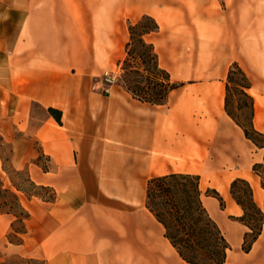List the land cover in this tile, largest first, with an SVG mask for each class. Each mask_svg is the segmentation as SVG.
Masks as SVG:
<instances>
[{"label": "crops", "instance_id": "obj_1", "mask_svg": "<svg viewBox=\"0 0 264 264\" xmlns=\"http://www.w3.org/2000/svg\"><path fill=\"white\" fill-rule=\"evenodd\" d=\"M143 15L158 24L145 38L159 65L179 83L164 103L103 82ZM235 62L251 80L253 124L264 132V0H0V139L15 170L49 189L18 190L0 157L4 186L29 212L22 240L11 241L16 217L0 210V262L191 264L147 206L152 177L186 172L200 175L204 204L230 245L226 264H264V227L243 250L249 228L231 194L244 178L264 207L253 169L264 147L225 106Z\"/></svg>", "mask_w": 264, "mask_h": 264}, {"label": "trees", "instance_id": "obj_2", "mask_svg": "<svg viewBox=\"0 0 264 264\" xmlns=\"http://www.w3.org/2000/svg\"><path fill=\"white\" fill-rule=\"evenodd\" d=\"M158 28L156 20L143 15L139 20L129 24L130 40L126 45V56L121 61L124 73L121 75L122 84L141 100L153 103H164L169 92L178 87L179 83L171 80L169 72L159 65L158 55L153 43L146 40L145 35ZM131 72L135 75L126 77ZM235 73L240 74L241 82H237L238 90L248 98L247 107L250 110V121L244 123L236 119L231 109V82H234ZM251 80L238 63L231 65L226 84L225 106L230 116L243 128L245 135L258 147H264V132L256 129L253 124L254 98L248 92ZM242 109L243 106H238ZM57 119L61 112L50 109ZM253 169L261 174L264 186V163L257 162ZM22 171V170H20ZM0 188L12 192L15 196L19 213L13 221L12 233L17 238L11 241L22 240L21 233L27 231L25 219L29 212L23 207L16 191L5 187L0 177ZM28 181L36 188L49 189L43 185H37L29 176ZM13 185L27 194L44 195L42 192L27 191L20 184ZM207 194L220 199L221 206L225 202L223 197L215 189H208ZM46 194V193H45ZM231 194L243 207L244 213L239 219L248 226L244 235L242 248L249 251L253 243L261 234L264 227V207L259 205L253 196V188L250 182L244 178H236L231 183ZM204 193L200 187V175L186 172H173L154 176L148 181L147 206L163 223L166 236L177 248L181 256L191 264H226L227 249L229 243L219 226L211 216L203 201ZM7 202H0V210H5ZM19 223L20 226H16ZM28 260V263H32Z\"/></svg>", "mask_w": 264, "mask_h": 264}, {"label": "rangeland", "instance_id": "obj_3", "mask_svg": "<svg viewBox=\"0 0 264 264\" xmlns=\"http://www.w3.org/2000/svg\"><path fill=\"white\" fill-rule=\"evenodd\" d=\"M123 64H120L116 67L114 73L117 77V81L115 83H123L121 80V75L124 73V69L122 67ZM130 75H135L131 72L126 75V77H130ZM234 82H231V109L234 112V115L236 119L239 121H242L244 123H249L250 121V110L247 107L248 103V98L242 94L238 90V86L236 85L237 82H241V76L238 73H235L233 76ZM243 106L242 109H239L238 106ZM12 148L8 143L3 142V140L0 139V157L2 160V167L4 170L7 171L9 176L11 177L12 181L20 184L24 189L27 191L33 192H42V193H48V190L41 189V188H36L34 185H32L28 181V174L26 170L22 171H17L15 170L13 166V161H12ZM1 182V181H0ZM203 189L206 191L207 188L205 186V183L203 185ZM7 202L8 204L4 205L5 210H8L11 212L12 215L14 213L18 214L20 209L17 206V202L15 199V196L12 192L5 191L3 188H0V202ZM16 226H20L19 223H15ZM13 225V222H12ZM13 227V226H12ZM10 237H12L13 240H17V238L13 235L12 231L10 233ZM244 250V249H243ZM28 260H32L33 262L31 264H43L40 261H35L33 259H27L23 258L17 255H12L7 257L5 260L0 262V264H27Z\"/></svg>", "mask_w": 264, "mask_h": 264}, {"label": "built area", "instance_id": "obj_4", "mask_svg": "<svg viewBox=\"0 0 264 264\" xmlns=\"http://www.w3.org/2000/svg\"><path fill=\"white\" fill-rule=\"evenodd\" d=\"M117 81L115 73L106 71L103 76V82L105 85H111Z\"/></svg>", "mask_w": 264, "mask_h": 264}]
</instances>
